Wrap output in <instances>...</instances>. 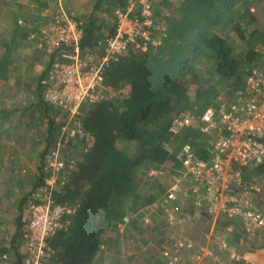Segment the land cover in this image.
Wrapping results in <instances>:
<instances>
[{
	"label": "trees",
	"instance_id": "trees-1",
	"mask_svg": "<svg viewBox=\"0 0 264 264\" xmlns=\"http://www.w3.org/2000/svg\"><path fill=\"white\" fill-rule=\"evenodd\" d=\"M115 4L124 7L126 0H97L84 18L68 9L82 22L80 45L84 53L103 54L105 39L115 33V25H107L113 22ZM164 4L163 0H155L154 12L156 20L165 26L166 36L158 39L160 32L157 31V38L147 49L131 48L128 55L106 71L101 88L103 97L96 103L84 104L80 110L77 120L86 134H92L95 143L80 158L76 152L79 136L70 140L67 151L77 159L78 165L75 169L67 168L66 183L54 189L53 199L56 204L76 208V211L64 213L65 226L49 239L54 252L53 264H105L110 249L116 257L123 256V238L131 246L137 243L138 237L143 240L147 225L138 218L131 219L125 232H121L119 223L124 222L125 215H134L156 203L168 187L165 176L148 178V171L162 167L167 175L177 173L181 168L177 155L185 143L192 144L199 157L207 156V136L196 129L177 135L169 130L174 116L181 111L201 113L209 106H216L221 94L231 95L232 101V95L243 87L246 75L259 62L257 45L264 41V25L250 27V22L255 20L250 5L262 8L264 0H181L171 11H163ZM22 29H26L23 31H27L26 37ZM31 34L33 29L28 27V22L20 21L7 38L0 39V159L6 150L2 142L3 125L8 124L9 115L20 110L31 122L37 118L39 124L43 121L46 124L38 144L41 149L36 172L31 173V178L25 176L27 181L31 179V189L18 204V213L12 222L14 231L0 244V264L24 262L22 217L27 205L35 201L32 195L48 185L51 170L47 160L65 125L56 120L63 110L45 98L49 72L61 59L58 50L48 53L45 47L44 50L36 48L47 54L49 60L43 72L36 76L32 73L30 82L26 83L36 84L33 102L19 109L12 108L4 98L10 92L12 80L21 75L17 69L19 45L30 41ZM26 59L30 70L41 62L36 54L27 55ZM205 70L211 77L208 84L200 79ZM19 81L16 80L18 85ZM105 87H110L111 91ZM117 140L125 142L122 147H113ZM167 143L174 146L173 150ZM251 173L264 175V163ZM144 177L147 179L142 182ZM189 210L194 211L193 206ZM229 224L222 219L218 229L223 231ZM158 228L150 226L153 232ZM263 234L264 230L248 234L236 223L235 231L228 237V250L239 251L241 255L251 253L254 264H264V240H255ZM162 240L159 237L156 242L161 244ZM228 250L216 249L215 253L221 257ZM151 257H146L148 264L156 258ZM160 258L164 260L160 255L152 264H161ZM208 260L218 263L212 258ZM117 263L129 264V261L118 258ZM231 264L249 263L242 256Z\"/></svg>",
	"mask_w": 264,
	"mask_h": 264
},
{
	"label": "built area",
	"instance_id": "built-area-1",
	"mask_svg": "<svg viewBox=\"0 0 264 264\" xmlns=\"http://www.w3.org/2000/svg\"><path fill=\"white\" fill-rule=\"evenodd\" d=\"M52 15L47 25L36 32L48 53L60 51L61 59L49 72V88L45 98L69 113L67 124L62 128L56 148L49 156L51 176L48 185L38 189L25 209L23 264H53V250L49 239L65 226L64 213H74L76 208L56 204L54 189L66 183V171L75 169L77 159L67 148L73 137H85L78 117L86 103H96L102 97L101 88L106 71L120 58L128 55L131 48L147 47L157 38L166 36V28L155 18L153 0H126L124 7L114 8L115 33L104 42L102 55L84 53L81 49L82 22L75 18L62 4ZM36 35L31 34V38ZM159 41V40H157ZM160 43V41L158 42ZM111 91L110 87H105ZM221 94L216 106H209L201 113L181 111L177 113L169 130L177 135L187 129H196L207 136V156L197 155L190 143L181 146L178 159L181 168L169 178L165 192L154 203L166 214L171 228L182 231V224L193 213L211 220L205 242H196L191 237L174 239L161 250L165 264H180L186 250H195L187 259L197 264L212 255L209 241H214L219 250L228 249V237L239 223L245 232L255 235L264 230V176L254 175L251 170L264 163V58L246 75L244 85L232 95ZM72 122V126L70 123ZM66 147V148H65ZM68 168V169H67ZM167 175L162 167H153L147 176L158 178ZM186 206L180 215L175 206ZM131 216L124 218V224ZM230 224L222 231L220 220ZM219 232V231H218ZM231 258L239 260L236 252ZM6 257V256H4Z\"/></svg>",
	"mask_w": 264,
	"mask_h": 264
},
{
	"label": "rangeland",
	"instance_id": "rangeland-1",
	"mask_svg": "<svg viewBox=\"0 0 264 264\" xmlns=\"http://www.w3.org/2000/svg\"><path fill=\"white\" fill-rule=\"evenodd\" d=\"M3 1L5 0H0V39L7 38L9 36L8 33V24L10 25V22H12L13 18L11 17V14L8 12L9 8L6 7V5H3ZM155 0H153L154 3ZM165 2V7L163 11L169 10L171 11L173 8H176L181 0H163ZM167 3L169 4L167 6ZM59 4H62L63 8L65 7L68 9L65 5L64 2L60 1ZM115 7V6H112ZM251 12L255 16V20L250 22V27L256 26L257 24H263L264 25V7L258 8L257 6L250 5ZM60 8V6L56 8H49L46 9L42 13V18L39 20H36L33 22V25H31V29H33V33L36 35L34 38L29 37L28 39L30 41H27L28 43H21L19 45V53L20 55L18 56V63L20 64V68L23 69L21 70V75L17 77L15 80H12V86L10 88V91L14 92V94H11L9 96H6L5 99H7L12 108H22V107H27L29 104V100L31 101L34 98H31L28 93H25L22 88L18 90L17 87L22 86L23 82H30V73L29 68L25 67L26 64L24 62L27 59H24L26 54H29L28 52L31 51L30 49L33 48H40L44 50V45L42 42L38 39L36 32H40L50 21L52 18V15L57 12ZM247 24H245L246 26ZM29 27V25H28ZM30 28V27H29ZM35 31V32H34ZM239 44L240 40L239 38L234 35L233 37ZM27 39V40H28ZM27 46H26V45ZM29 47V48H28ZM28 48V49H26ZM242 48V47H240ZM257 50L259 51V61L264 58V41L259 43L257 45ZM25 72L24 74H22ZM22 78V81L19 79ZM210 74L205 70L202 74L201 80L203 82H206L207 84L209 83L210 80ZM16 80L19 81V85L17 84ZM113 96L112 94H109ZM63 110V109H62ZM61 112V111H60ZM61 115L58 114V117L56 118L57 121H61L64 124H67L68 118H69V113L67 111H62ZM61 116L62 119H61ZM38 117V116H37ZM60 117V118H59ZM38 119L36 118L34 121H30L25 117V113L17 110L11 115H9L8 119V124L3 125L5 128L3 132L2 137V142L4 145H6V150L3 156L0 159V235L3 236V233L10 229L12 222H13V217L15 216L16 213H18V204L22 197L29 192L31 189V179L27 181L25 178L26 175H29L30 178L33 176L31 173L36 172V167L40 161V154L39 151L41 147L38 145L39 141L43 138V127H46L45 122L43 121L42 124H39ZM19 124V126H18ZM70 126H72V122L70 123ZM76 138V137H75ZM78 142L76 143L77 146V153L78 155H81L80 158L85 155L92 146H94L95 139L92 136V134H87V136L78 138ZM124 141L117 140L114 142L113 147H122ZM166 146L170 149L173 150L174 146L170 143H167ZM43 147V146H42ZM66 148V147H65ZM69 148V146H68ZM67 148V149H68ZM108 151V150H106ZM48 162V160H47ZM32 175V176H31ZM264 176V175H262ZM148 177V176H146ZM168 181L169 178L171 177L170 175L165 176ZM149 178V177H148ZM147 178H142V182ZM72 189L75 188L74 184L71 187ZM262 202H264V196L261 199ZM181 207L175 206L176 213L180 215L181 211L187 210L185 205ZM138 213H141L142 216L138 215ZM138 213H135L134 215H130L131 218L129 222L124 224L123 222L119 223V227L121 232H125L126 228L129 226L130 221L132 218H138L139 221H142L144 224L147 225V229L144 231L143 234V240L138 237L137 243L134 245H128L127 241L125 238L121 240V246H122V252L123 256H117L114 255V253L108 250L107 251V256L109 258L107 259V262L105 264H118L117 259L120 258L122 260H128L129 264H148L146 257H157L158 254L161 252L163 249V243L166 244V246L170 245L172 242L170 240H167L169 237L173 235V240L176 239H183L185 237H191L193 240L196 242H199L201 239H207L209 240L208 237H205V234L207 233L206 230L209 231L211 227V220L208 219L206 216H199L193 215L184 221L182 224V231H179L178 228H171L166 222V214L162 209L159 207L155 206L154 203L145 206L144 208L140 209ZM129 216L128 214L125 215ZM124 217V218H125ZM140 217V218H139ZM2 222V223H1ZM4 222V223H3ZM13 226V225H12ZM150 226H159V228L156 231H151ZM219 228V224L218 227ZM219 231V232H218ZM216 233L220 234L223 233L220 229ZM163 238L161 244H158L156 242L157 238ZM144 240H146L147 243H144ZM255 240L260 241L264 240V234L262 235L261 238H256ZM209 251L211 252L212 255H209L210 257L206 256L207 258L204 257L202 261L197 264H231V261L233 260L231 258L230 253L231 252H236L239 254L241 257L245 260L248 261L249 264H254L255 259L251 255V253H246L241 255L239 251L236 250H228V253L224 256H219L217 253H215L216 249L218 250V246L214 241L210 242L209 241ZM162 247V249H161ZM134 248V251L133 249ZM196 250V249H195ZM195 250H186L184 252L183 259L180 264H191L189 260L187 259V256H190L194 253ZM111 254V256H110ZM128 257V259H127ZM212 258L218 263H213L212 261H209L208 259ZM153 260V259H152ZM208 260V261H207Z\"/></svg>",
	"mask_w": 264,
	"mask_h": 264
},
{
	"label": "crops",
	"instance_id": "crops-1",
	"mask_svg": "<svg viewBox=\"0 0 264 264\" xmlns=\"http://www.w3.org/2000/svg\"><path fill=\"white\" fill-rule=\"evenodd\" d=\"M60 1L64 2L65 5H67L66 7L68 9H72V11H74V13L78 17H82V18H84L89 12L92 11L94 4L97 2V0H5V1H3V5H6V7L9 8L8 12L11 14V17L13 18L12 22H10V25L8 24V26H10L8 28V33H12V30H14L15 27H17V24L20 23V21L22 23H25V24H27V22H28V25L31 29V25H33V22L42 18V13L46 9H49V8L53 9V8L58 7V4L60 3ZM115 5L117 6V4H115ZM106 6H110V5H106ZM111 8H113V7H111ZM107 23H108L107 25H115V18L113 17L112 24L110 22H107ZM25 30L22 29L21 31L23 32ZM23 33H24V37H26L25 34H27V31L23 32ZM24 42L28 43L27 41H24ZM28 48H26V49H28ZM30 50L31 51L28 52L29 54H26L24 56L25 57L24 59H26L27 55H30V57H32V55H35V54L37 57L41 58V62H37L34 65V68L32 70H30V69L27 70V71H29V73H31L30 76H32L33 74H34V76H36V75L43 72V70L45 68V63L49 60V56L45 53L44 54L41 53L39 50H36V48L30 49ZM34 51H36L37 53H34ZM26 61H28V59ZM26 61L24 62V64L27 65ZM25 67H27V66H25ZM17 69H19V71H21V70L23 71V69L20 68V64H19V66H17ZM27 82H23V85L20 87L22 88V90L25 93H28L31 98H34L33 89L35 88L36 84L34 82L31 84H26ZM17 88H18V90L20 89L19 87H17ZM14 93H15V91L14 92L10 91L8 93V96L11 94H14ZM0 100H1V98H0ZM28 102L29 103L33 102V99L31 101L29 100ZM15 107H16V105H15ZM43 128H45V127H43ZM168 185H169V181H168ZM191 213H193V215H196L193 211H191ZM198 217H199V215H198ZM12 225H13V223H12ZM12 225H11L10 229L6 230L3 233V236L0 235V244L2 243V241L8 240L11 233L14 231V227H13L14 225L13 226ZM208 232L209 231H207V233ZM172 238H173V235L171 236V238L169 237L167 240H170V242H172V241H174ZM201 240H202V242H205L204 239H201ZM161 249H162V247H161ZM21 251H22V253H24L23 246L21 247ZM160 255H162L161 252L158 254L157 257H160ZM157 257L152 261V263L155 262ZM158 262L161 264H165V258H164V260H163V258L158 259Z\"/></svg>",
	"mask_w": 264,
	"mask_h": 264
}]
</instances>
